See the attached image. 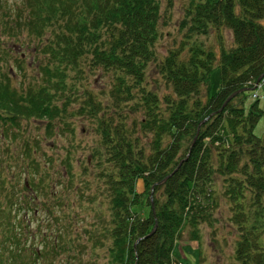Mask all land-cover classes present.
Returning a JSON list of instances; mask_svg holds the SVG:
<instances>
[{"label":"trees","instance_id":"16d2710c","mask_svg":"<svg viewBox=\"0 0 264 264\" xmlns=\"http://www.w3.org/2000/svg\"><path fill=\"white\" fill-rule=\"evenodd\" d=\"M183 8L180 43L157 64L162 94L146 75L157 58L160 0H23L18 30L4 22L9 35L39 38L45 63L38 65L37 82L23 89L12 85L8 71L0 74V135L12 146L3 149L0 138V264H75L76 248L106 239L113 240L116 264H173L184 233L198 241L200 226L216 220L217 175L239 235L237 264H264V137L254 132L264 115V80L254 88L264 75V0H187ZM211 34L216 39L208 42ZM15 62L24 65L21 58ZM82 64L113 74L107 102L89 90L80 98L67 81ZM78 116L96 121L99 148L91 157H101L98 176L114 215L108 224L99 221L102 229L83 225L85 243L71 246L66 227L52 228L53 210L64 199L49 201L57 190L45 184L42 140L24 139L20 128L23 120H39L49 134L61 122L68 129V118ZM14 142L24 150L15 156L22 158L24 178L11 180L6 156L17 149ZM67 154L59 162L72 182ZM41 169L48 171L38 179ZM139 179L142 193L135 188ZM143 199L145 216L134 209Z\"/></svg>","mask_w":264,"mask_h":264},{"label":"rangeland","instance_id":"374dc122","mask_svg":"<svg viewBox=\"0 0 264 264\" xmlns=\"http://www.w3.org/2000/svg\"><path fill=\"white\" fill-rule=\"evenodd\" d=\"M185 3H187V0H160L162 14L159 28L161 36L155 44L157 58L149 63L146 72L149 87L158 90L160 94L167 90L164 88L157 64L160 59L168 54L170 49L176 48L180 43L182 33L179 30V23L184 15L183 5ZM21 7L23 8V0H0V74L1 70L3 72L8 71L12 85L18 89L35 84L38 76V65L45 63L44 56L39 48V46H42L39 38L27 35L25 31L16 35H9L2 30L6 21L9 26L18 30V25H15V23L19 20ZM215 39L216 35L211 34L207 41H215ZM20 58L24 60L23 67H19L15 62ZM81 69L79 72L71 71L70 77L67 79L70 84H75L76 88L74 90L78 91L80 98L84 97V91L89 90L100 96L104 102H107L113 74L101 68L90 69L86 64H82ZM259 78L264 80V75ZM211 81L215 92L220 84L218 67L215 68ZM79 105L78 102L74 103L71 108H78ZM260 105L264 109V100H261ZM136 116L140 118L141 114L137 113ZM67 121L70 123L68 129H64L65 126L61 122V125H55L52 131L47 134L46 122L33 119L23 120L20 131L23 133L24 139L32 141L35 137H40L42 140L40 146L43 156L41 154L40 156L45 158L43 159L39 155L37 157H40L49 165V180L47 179L45 184L47 185L49 181L51 186L52 182L53 190H57V195L53 199L50 198L49 201L52 202L56 198L64 199L63 208L58 207L53 210L57 214V221L54 222L52 228L66 227L68 229L66 238L70 242L68 245H71V243H76L77 240L80 244L85 243L84 240L88 236L80 230L83 225L93 224V226L102 229L99 221L108 224L107 221H111V215H114V211L104 180L98 176L100 171L104 170L101 165V157L98 155L91 157L97 146L99 148L96 121L83 116L68 118ZM254 132L258 137H264V115L257 123ZM3 141V149L7 143L12 147L6 139ZM20 142L22 141L20 140ZM20 142L17 144L14 142L13 147L17 149L8 151L6 156L10 164L7 176L11 180H15L17 177L24 178L22 158L15 157L20 151H24ZM43 152L47 154L45 155ZM66 152L68 153L67 156L69 155L71 158V166L75 172L72 182L69 177L70 173L64 171L63 164L59 162L66 155ZM47 155L54 161L48 162ZM48 169H41L37 178L43 176L41 173L45 174ZM214 183L220 202L214 214L216 219L214 224L211 226L202 224L200 226L198 241L191 240L187 233H184L181 241L176 242V248L172 253L173 264H237L234 252L239 235L237 228L228 217L231 214L230 202L227 200L228 198L223 196V187H225L223 178L217 175ZM135 188L139 193L145 190L142 179L136 181ZM142 202L144 204L136 205L134 209L140 215L145 216L148 214L149 208L146 206L145 199ZM47 217L46 213L42 214L44 220ZM42 226L43 228L46 226L45 221L42 222ZM76 227L79 229L80 234H77V230H74ZM112 242V239H106L103 244L98 245L87 242L82 245L83 248H76L74 253L76 259L73 263L116 264L109 250ZM74 247L75 245H73Z\"/></svg>","mask_w":264,"mask_h":264},{"label":"water","instance_id":"95a60500","mask_svg":"<svg viewBox=\"0 0 264 264\" xmlns=\"http://www.w3.org/2000/svg\"><path fill=\"white\" fill-rule=\"evenodd\" d=\"M260 79H261V78H259L258 81H260ZM232 96H233V95H232ZM232 96H231V97H232ZM231 97H229L228 100H230ZM196 137H197V136H196ZM196 137L194 138V141L196 140ZM193 143H194V142H193ZM179 166H180V165H179ZM179 166H178V167H177V168H176L171 174H169L168 176H166L165 179H164L162 182H164L167 178H169V177H170V176H171V175H172V174H173V173L179 168ZM162 182H161V183H162ZM151 196H152V194H151ZM152 208H153V207H152ZM153 209H154V208H153ZM154 231H155V229H153V230L151 231L150 234L154 233Z\"/></svg>","mask_w":264,"mask_h":264},{"label":"crops","instance_id":"0c3cea01","mask_svg":"<svg viewBox=\"0 0 264 264\" xmlns=\"http://www.w3.org/2000/svg\"><path fill=\"white\" fill-rule=\"evenodd\" d=\"M178 248V247H177Z\"/></svg>","mask_w":264,"mask_h":264}]
</instances>
